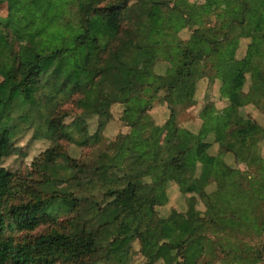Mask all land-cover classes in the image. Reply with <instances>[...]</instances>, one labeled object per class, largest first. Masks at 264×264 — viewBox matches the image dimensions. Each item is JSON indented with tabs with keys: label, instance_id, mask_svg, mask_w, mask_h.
Masks as SVG:
<instances>
[{
	"label": "trees",
	"instance_id": "obj_1",
	"mask_svg": "<svg viewBox=\"0 0 264 264\" xmlns=\"http://www.w3.org/2000/svg\"><path fill=\"white\" fill-rule=\"evenodd\" d=\"M136 1L142 12L127 23L129 0H0L7 8L0 26V58L7 57L0 82V264H130L135 241L142 257L166 254L163 264H227L226 246L234 243L242 247L240 264L262 263L264 242L252 244L264 236V186L225 158L236 160L242 145L264 140V127L213 129L216 109L207 94L201 113L208 119L198 132L179 127L176 115L194 100L197 83L208 79L207 88L220 82L217 100L227 107L251 105L264 118V0H225L230 24L221 40L203 27V3ZM93 17L102 21L100 40L88 38ZM12 23L35 28V42L16 48L8 33ZM183 31L187 40L180 38ZM249 53L258 56L256 64L246 60ZM144 61L150 70L141 69ZM159 62L169 65L164 75L155 72ZM161 93L159 104L169 111L164 125L173 128L166 145L144 140L137 127L139 121L154 124L140 99ZM67 104L81 112L69 124ZM115 105L122 107L119 121L127 134L92 161L65 153L63 140L77 148L100 144ZM93 117L98 123L90 135L86 122ZM29 129L49 147L26 175L10 172L4 160ZM191 156L194 166H188ZM168 170L187 197L185 218L198 222L190 233L158 214L169 200ZM102 230L114 240L104 239Z\"/></svg>",
	"mask_w": 264,
	"mask_h": 264
},
{
	"label": "rangeland",
	"instance_id": "obj_2",
	"mask_svg": "<svg viewBox=\"0 0 264 264\" xmlns=\"http://www.w3.org/2000/svg\"><path fill=\"white\" fill-rule=\"evenodd\" d=\"M175 3L180 7H185L191 4L203 3L208 10V13L202 17L204 21V28H213L214 37L218 40H221L225 37V33L230 24V16H229V6L225 0H175ZM153 12H156V9H152ZM142 12V8L140 4L136 0H129L128 4L124 9V18L127 23H130L134 20L135 17L139 16ZM7 20V8L6 5L0 6V26L3 27L6 24ZM102 21L100 18L93 17L88 26L89 40H100L101 39V28ZM9 36L10 42L17 48L26 45H30L35 42L36 30L33 27H24L22 25H18L16 23H12L9 28ZM189 36L188 31H183L180 33V38L182 40H187ZM245 47H242V51L239 54V58H241L244 54ZM179 50L175 51L174 56V67L179 68L177 63H179L178 56ZM258 56L250 55L249 60L253 63L258 61ZM0 60H5V62L0 64V82L5 78V73L3 70L2 64L7 63V57L0 58ZM205 62H203V65ZM180 65V64H179ZM169 65L164 62H159L155 66V72L157 74H163L166 70V67ZM141 69L143 71H148L151 69L152 64L149 61H144L141 64ZM196 96L197 100L204 99V96L207 94L209 101L214 100L213 104L216 103L218 97V90L220 87V82L215 81L209 88V80L201 79L198 83ZM250 83L247 80L244 90L247 92ZM161 96L151 97V95H144L140 99V104L144 108L147 114H150L152 118L155 119V123L159 126H147L144 122L139 121L137 127L139 129L141 137L154 144L166 145L173 141L172 135V126L164 125L169 116V111L166 109L165 104H159L161 101ZM204 101V100H203ZM217 107L220 106V103L215 104ZM200 104L195 103L192 107H186V109H177L176 121L179 127L181 128H189L190 131L196 133L198 131V127L201 123L199 118V108ZM63 109L68 111L69 117L65 119V123L69 124L73 118L77 115L80 116V111L76 108H73L72 105L67 104L63 106ZM122 112V107L119 105H115L111 109L112 119L107 123L104 132L102 133V142L98 145H91L90 143L86 146L77 148L75 145L68 143L66 141H61L65 153L69 154L74 158H84L88 161H92L98 156L100 151H104L108 144L113 142L119 135H125L129 132V129L126 128L120 121L119 117ZM157 118V119H156ZM261 118V117H260ZM263 118V116H262ZM263 119L260 120L262 122ZM88 132L92 135L97 127L98 119L97 118H89L87 120ZM164 125V126H163ZM236 125V124H235ZM161 126V127H160ZM233 126V125H232ZM75 139L79 138V134L74 128L69 130ZM34 130L29 129L25 132H22L16 137V152L4 160L3 166L8 171L26 175L32 169V163L36 158L39 157L48 147L49 143L46 140L33 139ZM193 160L191 161V163ZM187 166V164H186ZM164 173H159V175H163ZM164 178L169 180V185L167 186L168 193V203L161 208H158L159 216L163 218H168L172 223L174 228L178 231H186V233H190L192 229L196 228L198 222H191L187 220L184 216V211L187 208V197L180 194L178 187L171 181L169 170L165 172ZM213 187L210 188L211 192ZM254 203H260L261 199L258 197H254L251 199ZM140 202L135 203L134 208L137 209ZM197 209L200 211H204V207L202 203H197ZM44 228H40L42 230ZM127 234L126 229L120 230V235L124 236ZM101 236L107 241L111 242L114 240V236L107 230L101 231ZM119 248V243L115 242L112 248ZM166 254H162L158 251H151V253L147 257H142L139 253V247L137 241L132 244L131 250V260L130 264H163L161 261L165 262L167 259ZM161 260V261H160Z\"/></svg>",
	"mask_w": 264,
	"mask_h": 264
},
{
	"label": "crops",
	"instance_id": "obj_3",
	"mask_svg": "<svg viewBox=\"0 0 264 264\" xmlns=\"http://www.w3.org/2000/svg\"><path fill=\"white\" fill-rule=\"evenodd\" d=\"M240 48H239V51L237 53L238 55L242 51V48L241 49ZM244 54H245V52H244ZM250 55L252 56L253 54L249 53L246 55V60L248 62H251L249 60ZM251 63H253V62H251ZM256 63H253V64H256ZM197 98L198 97L195 95L194 100L186 101L184 103V106L186 109V107L190 108V107L194 106L196 102H197V104H200L199 108L201 110L199 112V118H200L201 123L199 126H197L198 131H199V129L202 127L204 121L208 119V116L202 115V113H201L205 104H207V101H205V99H203V98H202V100H197ZM216 103H220V106L217 107L215 105ZM216 103L214 104L216 112L214 113L213 119H212V128L213 129L230 130V129L236 128V127L249 126V125H252L254 122H258V124L261 127H264V118H262L261 113L258 110H256L253 106L248 105V106L242 107L241 109H237L234 107H227L226 103L222 100H217ZM152 119H153V121H155L154 118H152ZM261 119H263L262 122H260ZM156 125L157 124L154 122L153 126L156 127ZM150 126H152V125H150ZM184 129L190 131L189 128H184ZM214 151L217 152L218 149H216V147H215ZM225 159H226V162L228 165H230L231 167L236 168L242 172L250 173L251 177H253L254 179H256V178L259 179V181L261 182V185L264 186V140L260 141L258 144H255V145H251V144L242 145L240 147L237 155H236V160L234 159L233 156L226 157ZM192 160H193V162L191 163ZM188 161H189L188 166H194L195 165L194 156H191ZM174 229L177 230L176 228H174ZM183 232H186V231L183 230ZM263 242H264V236L261 237L259 240H257V243H256V241L253 242L252 246L255 245L258 248ZM226 248H227L228 252H230L229 262L227 264H240L241 261L239 262V260L243 256V251H242L241 245L238 243H234L232 245L226 246ZM163 262L164 261H161L160 263H163ZM217 264H221V263H217ZM260 264H264V259H263L262 263H260Z\"/></svg>",
	"mask_w": 264,
	"mask_h": 264
}]
</instances>
